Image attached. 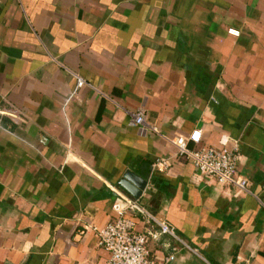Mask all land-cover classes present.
I'll return each instance as SVG.
<instances>
[{
  "label": "crops",
  "instance_id": "crops-1",
  "mask_svg": "<svg viewBox=\"0 0 264 264\" xmlns=\"http://www.w3.org/2000/svg\"><path fill=\"white\" fill-rule=\"evenodd\" d=\"M138 109L167 138L199 130L190 148L236 141L247 190L198 173ZM112 188L188 245L138 214L156 260L264 264V0H0V264H105L89 226Z\"/></svg>",
  "mask_w": 264,
  "mask_h": 264
},
{
  "label": "built area",
  "instance_id": "built-area-1",
  "mask_svg": "<svg viewBox=\"0 0 264 264\" xmlns=\"http://www.w3.org/2000/svg\"><path fill=\"white\" fill-rule=\"evenodd\" d=\"M230 34H238V30L229 29ZM84 80L78 78L77 85L81 86ZM132 123L136 126H144L150 131L166 138L175 148L176 156H183L191 161L198 173L221 184H231L241 190H247V180L236 175L239 160V145L236 141L227 143L223 139L220 147L200 145L190 148L188 141L199 144L201 134L199 130H193L187 137L176 136L167 138L156 125L145 121V113L138 109L133 113ZM169 157H158L153 165L160 169L170 166ZM116 197L112 203V217L103 226L90 225L89 228L96 237L97 244L109 253L105 264H165L173 259V255L165 257V261L156 260L147 247L148 233L136 230V215L140 214L149 223L158 228V233L168 234L179 240L185 247L188 245L182 241L174 229L163 220H159L146 210L137 198L112 188ZM156 237L157 233L149 232V236Z\"/></svg>",
  "mask_w": 264,
  "mask_h": 264
},
{
  "label": "water",
  "instance_id": "water-1",
  "mask_svg": "<svg viewBox=\"0 0 264 264\" xmlns=\"http://www.w3.org/2000/svg\"><path fill=\"white\" fill-rule=\"evenodd\" d=\"M134 174L127 172L124 178L120 181L121 186L132 196L138 197L144 188L145 180L140 179L139 181L132 178Z\"/></svg>",
  "mask_w": 264,
  "mask_h": 264
}]
</instances>
